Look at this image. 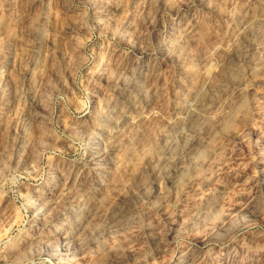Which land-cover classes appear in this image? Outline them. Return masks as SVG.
I'll return each mask as SVG.
<instances>
[{
    "label": "rangeland",
    "instance_id": "rangeland-1",
    "mask_svg": "<svg viewBox=\"0 0 264 264\" xmlns=\"http://www.w3.org/2000/svg\"><path fill=\"white\" fill-rule=\"evenodd\" d=\"M257 9L255 0H0V159L43 174L18 185L30 193L26 216L0 204V232L9 216L29 222L18 264H264V46L254 71L240 49L227 55L237 24ZM248 35L254 48L260 40ZM227 60L235 75L212 88L225 91L221 100L237 94L231 111L218 119L213 107L196 122L204 140L191 150L179 141V177L168 181L172 167L154 176L186 92ZM151 68L159 85L133 88L132 76ZM128 100L147 102L148 113L137 134L125 128L110 140L105 123ZM97 142L112 144L110 177L91 159ZM107 176L108 190L93 187ZM124 201L135 210L128 222L107 229L94 220L65 238L76 209L112 212Z\"/></svg>",
    "mask_w": 264,
    "mask_h": 264
},
{
    "label": "bare ground",
    "instance_id": "bare-ground-1",
    "mask_svg": "<svg viewBox=\"0 0 264 264\" xmlns=\"http://www.w3.org/2000/svg\"><path fill=\"white\" fill-rule=\"evenodd\" d=\"M255 2L258 3V9L256 11L254 10L255 12H252L253 14H251L249 17H245L244 19H242L239 22V24H237L238 25V27H237L238 33H237L236 36L234 35L235 37L230 40L231 41L230 43H228V46H229L228 47V53L229 54H227L229 56H232V54L234 52H236L237 50L240 49L241 50L240 53H241V55H243V58L246 59L249 62V67H248L249 71H254L255 69H257L259 67L260 64L258 63V61L254 60V59L258 57L257 55H258L259 49L260 48L262 49V47L264 46V44L262 43L263 40H264V38L262 39V37L264 36V0H255ZM187 26H184V29ZM185 30H187V29H185ZM189 31L190 30L181 32V37L186 39L187 35H188L187 33ZM247 35L249 37L251 36L253 40L254 39H256V41L260 40V42H258L259 44H257V46H255L254 48L249 47V45L247 46L246 42L249 40ZM251 45L253 46V44H251ZM263 49H264V47H263ZM242 50H243V52H242ZM255 55L257 57L254 58ZM181 58H183V57L181 56ZM234 58H236V57H234ZM258 60H259V58H258ZM227 61H226V64H228V65H225L224 63H223L224 65L218 64L216 67L213 68L212 71L206 73L204 76L201 74L203 76V78L201 76L202 80L200 81L201 84L199 83L200 86H197L198 88H196V87L194 89L192 88L191 90L189 89V91L186 92V94H185V102H182V105L176 110V114L179 117V121L177 122V120H176L177 123L171 125L170 132L168 133V135H166V141H167L166 142V146H164L165 148L163 149V151L161 153L162 158L158 159V160H160V163L157 162L155 165H153L154 167L152 169L153 170L152 172H153L154 176H159L162 173L161 169H163L164 167L166 168L165 170H167L168 167H170V168L172 167L173 177H169L168 181L169 180H170V182L174 181V179H176V177H179V175H181L182 171L185 169V168L183 169L181 167V165L179 163L180 161L177 162V160H176L177 156L175 155V152H174L175 148L177 147V144L179 143V141L184 142V148H187V149L190 148V150H191V146L192 145L195 146L194 144H196L197 140L199 139V137H197L198 134L193 131L194 129H192L193 125H195L196 122L200 123V122H198L199 120L205 119L207 114H208V112L210 110L212 111L213 107H215V109L213 110V117L214 118H218V119L219 118L221 119V118L225 117L231 111V103L233 101H235L234 98H236L237 94H231V96L229 98L227 97L228 100H221L222 95L224 96V94H226L225 91L220 90V92L217 93L216 90L212 88V84L214 82H216V81L219 82V81L222 80V78L225 79V77L227 75L228 76L235 75L234 72H236L237 66L235 65V63H232L231 61H230L231 63L229 61H228L229 63H227ZM236 62H237V60H236ZM246 66H247V64H246ZM245 72H247V71L245 70ZM158 73L156 72V69H152V68H151V70L150 69L146 70V71L144 70V72L141 70V72H139L137 75H133L132 76V79H133V81H131L132 85L129 83V86L131 85L135 89L136 88L142 89L143 85L146 84L147 82L148 83L150 82L151 84L154 83V85H157L158 82H159V75H160ZM198 75H200V73ZM125 83H127V82H125ZM213 85L215 87V83ZM125 87H127V86H125ZM184 88H185V86H184ZM242 88H243V86H242ZM242 88L238 87L237 90H240V89L242 90ZM186 89H188V88H186ZM183 91H185V90H183ZM226 91H227V89H226ZM182 96H184V95L182 94ZM183 99H184V97H183ZM140 100H141V98H140ZM136 104L138 105V103H136ZM135 105L132 103L131 100H128L126 105L124 106V108L122 110H120L118 112H117V110L113 111L111 119L110 120L107 119L108 122L105 123L106 127L105 126L104 127H105V133L108 135L107 137H109L110 140L115 139L117 136L121 137L120 133L122 131H124L125 128H127L126 132L133 131L134 134H137L139 132L140 122L146 116V112H147L149 106H148L147 102H143L138 107L135 106ZM137 108H139V109H137ZM216 121H217V119H216ZM129 133H127V134L129 135ZM124 136H126V135H124ZM201 136H202V133H201ZM201 138H203V137H201ZM203 140H201V141H203ZM199 141L200 140H198V142ZM91 147H93V148H91V157H92L91 159L95 163L94 167H96V169L97 168L103 169V170L99 171V173H101V176L102 175L106 176L109 173L108 171H110V173H111L112 172L111 171L112 164H110V161H111L110 160V155L111 154H109V151H110V149H112V144L111 143L107 144V146H103L100 149L99 148L100 147V143L97 142V144L95 146H91ZM179 151L180 150L176 151V154H179L180 153ZM177 152H179V153H177ZM183 155H184V153H183ZM186 155H187V153H186ZM185 156H184V158H185ZM181 161H182V159H181ZM182 166H184V165H182ZM108 175L110 177V174H108ZM78 176L80 178L78 182H81L82 175H78ZM113 178L109 179L108 176H107V178H105L104 180H103V178L99 179L97 183L95 181V186H93V185L92 186L95 187V188H99V189L103 188V190L104 189L108 190L111 185H114L113 184L114 183V179ZM83 181H84V179H83ZM107 181H108V183H106ZM71 185H72V183L70 184L69 187H71ZM71 189H72V187H71ZM80 207H82V206H80ZM87 207H88V205H87ZM92 207L90 206V208H88L89 209L88 211H87L86 208H84V209H86V213H84L83 209H76V212H74V214H76L75 217H76L77 222L75 224L74 230H70L69 229L71 231L70 233L69 232L64 233L66 239H73L75 237L78 238V235L82 236L84 234L85 230L87 229V227H86L87 224L89 222H91V221H94V220H96V223H98V222L101 223L107 229L109 227H113V226H116V225H118V226L122 225V224H124L127 221L129 216L132 215V212L135 211V210H133V207L130 204V202H127V201L122 202V204H120V206L118 208H116L115 210H113L112 212L106 211V208L105 209L101 208V210H99L98 206H95L94 208H92ZM99 207H101V206H99ZM135 209H137V208H135ZM38 214L36 215L37 217H38ZM89 225H90V223H89ZM72 229H73V226H72ZM94 230H96V229H94ZM77 231H78V233L76 234ZM74 235H75V237H74ZM190 258H192V257H190Z\"/></svg>",
    "mask_w": 264,
    "mask_h": 264
},
{
    "label": "clouds",
    "instance_id": "clouds-1",
    "mask_svg": "<svg viewBox=\"0 0 264 264\" xmlns=\"http://www.w3.org/2000/svg\"><path fill=\"white\" fill-rule=\"evenodd\" d=\"M100 23H104V21H100ZM47 166L48 164H43L42 169ZM5 173L13 177V180L11 183L6 178L0 180V204L7 200L10 210L23 209L26 216V204L29 202L30 193L19 191L18 185L24 184L26 187H30L37 184L43 179L42 171L37 176H33L31 172L19 173L16 169L10 167L8 161L0 159V177H4ZM189 179H196V177H189ZM183 187H186V185ZM183 187L180 189L181 191H183ZM165 191L167 192V190ZM178 202L179 193L177 194ZM167 207L171 213L174 206L169 204ZM9 220L11 221L9 229L0 232V264H18L19 257L23 254L21 246L27 243L30 231V228L25 227L29 223L26 218L20 224H16L11 216H9ZM13 225L14 228L12 227ZM149 255H151L150 251L145 254V258Z\"/></svg>",
    "mask_w": 264,
    "mask_h": 264
}]
</instances>
